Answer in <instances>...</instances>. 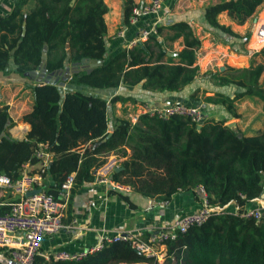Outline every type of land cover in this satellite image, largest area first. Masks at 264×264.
Wrapping results in <instances>:
<instances>
[{
  "label": "trees",
  "instance_id": "trees-1",
  "mask_svg": "<svg viewBox=\"0 0 264 264\" xmlns=\"http://www.w3.org/2000/svg\"><path fill=\"white\" fill-rule=\"evenodd\" d=\"M27 3L17 0L10 11L0 14L1 70L11 62L20 74L36 69L46 43L47 71L82 57L100 61L89 71L80 68L71 73L66 79L69 83L100 88L140 84L148 90H178L200 74L195 52L201 42L188 20L167 25L173 31L171 38L183 37L184 45L175 55H167L157 35L150 34L107 57V6L103 0H34L23 9ZM260 4L264 0H219L204 7V19L218 31L247 42L249 32H236L219 22L218 14L227 11L237 23H243ZM131 6L130 2L125 5L127 17ZM161 29L157 26V33ZM257 53L262 57L259 62L211 73L218 83L240 88L233 97L215 91L203 100L222 103L237 117L235 100L255 95L264 110V46ZM30 85L33 105L22 115L29 123L24 137L11 136L8 105H0V173L15 179L26 170V163L37 164L28 172L37 170L35 150L39 142H46L51 152L46 191L58 197L61 183L74 173L70 198L75 187L96 177L95 171L106 161L102 155L114 150L124 158L119 169H113L112 178L162 201L189 189L200 201L197 187L202 186L213 208L204 222L166 241L162 261L141 253L128 239H116L79 261L46 260L37 255L38 264H264V208L259 218L245 215L248 202L264 192V123L252 134L239 136L241 130L227 125V118L206 116L198 127L182 114L163 118L141 113L134 123L128 116H117L107 130L106 98L78 89L62 94L56 83ZM127 100L135 102L136 98L114 94L109 102L123 105ZM123 109L125 112V105ZM108 131L112 133L105 138ZM121 195L134 205L127 195Z\"/></svg>",
  "mask_w": 264,
  "mask_h": 264
},
{
  "label": "crops",
  "instance_id": "crops-1",
  "mask_svg": "<svg viewBox=\"0 0 264 264\" xmlns=\"http://www.w3.org/2000/svg\"><path fill=\"white\" fill-rule=\"evenodd\" d=\"M107 6L104 13L106 22V52L109 56L122 48H129L134 44L133 40L142 29L149 28L159 18L158 26H162L160 33H155L166 48L167 55H175L184 43L183 37L171 38L173 31L167 27L177 20H188L192 23L197 36L200 38V46L195 52V63L200 68V74L192 82L178 90H148L140 84H120L115 88L92 87L86 84L69 83L57 84L62 94L70 90H81L107 100V130H110L117 116L125 115L126 110L133 109L129 100L125 104L116 101L110 105L109 99L114 94H122L136 98V101H150L156 104L170 102H184L187 104L199 103L203 106L208 116L215 119L227 118L234 120L241 133L252 134L261 129L264 123V110L262 101L255 95H245L235 100V109L239 116H233L222 103L205 102V95L220 91L233 97L237 87L230 84H220L211 73L223 69L226 66L247 67L252 63L261 61V55L251 53L249 41L253 39V31L260 15L264 13V5L260 4L243 23H237L227 11L218 14L221 23L230 25L240 34L249 32L247 42L243 37L232 36L220 32L209 26L204 19V7L219 0H164L157 14L141 16L136 22L131 23L126 15L125 5L144 3L149 0H103ZM17 0H0V14L11 10ZM34 0H28L23 9L33 5ZM258 12L259 15H258ZM129 16V15H128ZM70 64V63H69ZM11 62L5 70L0 69V105L7 104L13 124L8 128L11 136L22 138L29 129V123L22 119V115L31 110L33 105V93L30 83L37 82L25 74H20L14 69ZM130 114V113H129ZM126 116V115H125ZM227 121V122H228ZM127 152H130L127 147ZM104 156L106 159L95 171L96 177L75 187L64 207L63 219L70 223V227H63L54 233L43 235L40 243V252L49 253L58 249H82L98 242L102 235H110L116 232L142 231L143 237H147L149 230L154 227L164 226L172 222L180 214L195 210L200 201L192 189L178 191L168 201L156 200L145 196L136 190L126 193L133 206L123 198L120 192L98 181L101 175L110 176L114 167L118 166L124 158L120 153L112 150ZM39 165V164H38ZM37 164L26 163V170L35 168ZM50 182L47 174L45 186ZM199 198L201 193H198ZM7 197H11L7 193ZM260 197L249 201L253 204ZM6 196L0 195V200ZM157 258L162 261L166 246L155 245Z\"/></svg>",
  "mask_w": 264,
  "mask_h": 264
},
{
  "label": "built area",
  "instance_id": "built-area-1",
  "mask_svg": "<svg viewBox=\"0 0 264 264\" xmlns=\"http://www.w3.org/2000/svg\"><path fill=\"white\" fill-rule=\"evenodd\" d=\"M164 0H149L144 3L133 4L128 16L131 23L136 22L141 16L157 14ZM159 18L149 28L142 29L136 38L137 41L145 40L150 34L157 32ZM251 53L257 52L264 46V14L256 22L253 39L249 41ZM134 111L129 114L132 123L136 122L139 114L147 113L158 117H168L172 114H182L196 123H201L206 116L204 108L199 103L187 104L184 102H170L156 104L150 101H137L132 103ZM38 158V169L33 172L23 170L21 174L11 179L8 175L0 173V195L6 199L0 200V253L12 258L19 264H38L36 256L40 255L46 260L79 261L89 253L101 248L106 242L116 239H128L132 246L145 255L157 256L155 245L166 246V241L175 238L179 232L186 231L192 225L204 222L212 212L208 203L206 191L202 186L197 187L201 193L200 205L192 211L184 212L164 226L154 227L149 230L147 237H143L140 230L136 232H116L102 235L97 243L82 249H58L49 253L40 252V243L44 234L54 233L63 227H70L63 219L64 207L69 198L70 188L74 181V173L66 176L61 183L58 197L46 191V166L51 160V152L46 142H39L35 150ZM98 181L105 183L109 188L126 193L132 190L128 183L101 175ZM39 188L38 191L28 193ZM7 193L11 196L7 197ZM264 204L248 207L245 215H262Z\"/></svg>",
  "mask_w": 264,
  "mask_h": 264
},
{
  "label": "water",
  "instance_id": "water-1",
  "mask_svg": "<svg viewBox=\"0 0 264 264\" xmlns=\"http://www.w3.org/2000/svg\"><path fill=\"white\" fill-rule=\"evenodd\" d=\"M25 22H23V25ZM24 33V29L22 31ZM47 48L48 45L45 43L42 46V53H41V61L40 64L36 69H31L29 71H26L24 74L29 76L31 79L40 82H50V83H56L59 85H63L66 79L70 76L71 73L74 71H78L80 68H84L86 71H89L91 68H93L95 65H97L100 61L97 60L96 58H86L82 57L80 60H75L70 62V64H66L64 67L47 71L45 67V58H46V53H47ZM239 91L240 88H237ZM236 124V121L231 120L227 122V125L230 127H234ZM200 127V124L197 125ZM112 131H108L105 138L110 136ZM238 135L241 136L242 133L238 132ZM104 138V139H105ZM119 167L115 166L114 170H118ZM39 188L30 190L28 193H33L35 191H38ZM0 264H19L17 261L13 260L12 258L4 255L3 253H0Z\"/></svg>",
  "mask_w": 264,
  "mask_h": 264
},
{
  "label": "rangeland",
  "instance_id": "rangeland-1",
  "mask_svg": "<svg viewBox=\"0 0 264 264\" xmlns=\"http://www.w3.org/2000/svg\"><path fill=\"white\" fill-rule=\"evenodd\" d=\"M259 13L260 12H258V15H259ZM261 14V13H260ZM263 14L264 13H262L260 16H263ZM224 69V68H223ZM222 69V70H223ZM221 70V69H220ZM30 87H31V85H30ZM32 89V88H31ZM131 108H133V107H131ZM133 111V109H128V110H126V112H125V115L126 116H128L129 117V113H131ZM205 111V110H204ZM263 205L264 204V192H263V194H261V196H260V198H259V200H256L253 204L251 203V204H249V205H247L248 207H254V206H258V205ZM163 259V258H162Z\"/></svg>",
  "mask_w": 264,
  "mask_h": 264
}]
</instances>
